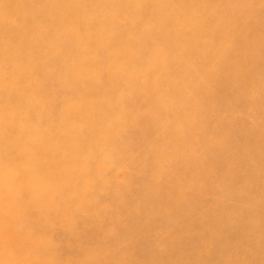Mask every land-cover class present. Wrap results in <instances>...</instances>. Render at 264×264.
<instances>
[{"label":"rangeland","instance_id":"rangeland-1","mask_svg":"<svg viewBox=\"0 0 264 264\" xmlns=\"http://www.w3.org/2000/svg\"><path fill=\"white\" fill-rule=\"evenodd\" d=\"M118 263L264 264V0H0V264Z\"/></svg>","mask_w":264,"mask_h":264},{"label":"bare ground","instance_id":"bare-ground-1","mask_svg":"<svg viewBox=\"0 0 264 264\" xmlns=\"http://www.w3.org/2000/svg\"><path fill=\"white\" fill-rule=\"evenodd\" d=\"M33 132V131H32ZM125 142V141H124ZM160 174V173H159ZM191 178V177H190ZM193 178V177H192ZM233 179V178H232ZM170 188V187H169ZM146 209V208H145ZM113 228V227H112ZM83 261V260H82ZM119 264V263H118ZM121 264V263H120Z\"/></svg>","mask_w":264,"mask_h":264}]
</instances>
